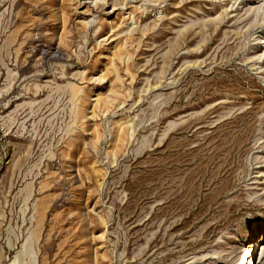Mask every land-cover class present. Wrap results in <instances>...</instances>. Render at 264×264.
Masks as SVG:
<instances>
[{"label":"rangeland","instance_id":"1","mask_svg":"<svg viewBox=\"0 0 264 264\" xmlns=\"http://www.w3.org/2000/svg\"><path fill=\"white\" fill-rule=\"evenodd\" d=\"M261 244L264 2L0 0V264Z\"/></svg>","mask_w":264,"mask_h":264},{"label":"bare ground","instance_id":"2","mask_svg":"<svg viewBox=\"0 0 264 264\" xmlns=\"http://www.w3.org/2000/svg\"><path fill=\"white\" fill-rule=\"evenodd\" d=\"M258 1L262 2V3L264 2V0H258ZM224 13L227 14V10H225ZM263 245L261 244V246H263ZM251 246H253V245H251ZM243 254L244 255L241 256L240 261H239L238 264H255L254 263L255 259H254L253 247L250 248L249 246H247V248L244 249V253Z\"/></svg>","mask_w":264,"mask_h":264}]
</instances>
